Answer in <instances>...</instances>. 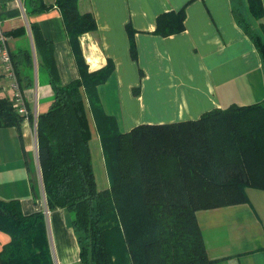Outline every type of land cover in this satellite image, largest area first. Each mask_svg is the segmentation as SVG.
<instances>
[{"label":"trees","instance_id":"1","mask_svg":"<svg viewBox=\"0 0 264 264\" xmlns=\"http://www.w3.org/2000/svg\"><path fill=\"white\" fill-rule=\"evenodd\" d=\"M81 0H56L79 78L64 85L54 43L29 20L31 48L11 52L22 90L35 84L34 69L47 75L53 90L48 111L37 117L38 160L47 207L72 218L82 264H214L197 213L247 203V189L264 191V99L204 113L198 120L140 125L119 130L100 101L99 87L115 71L113 62L90 72L80 38L97 31ZM234 19L257 51L264 70V8L261 0H231ZM29 17L52 6L23 0ZM186 13L157 19L155 34L169 37L185 30ZM260 21L257 29L251 25ZM131 57L138 55L130 25ZM22 28L6 36L26 35ZM137 93V92H136ZM89 111L101 141L109 188L99 190L91 149ZM13 99L0 95V128L21 127ZM21 140L23 141L22 135ZM0 231L11 241L0 252L1 264H53L46 218L24 215L18 201L0 200Z\"/></svg>","mask_w":264,"mask_h":264},{"label":"crops","instance_id":"2","mask_svg":"<svg viewBox=\"0 0 264 264\" xmlns=\"http://www.w3.org/2000/svg\"><path fill=\"white\" fill-rule=\"evenodd\" d=\"M55 1L44 0L52 7L28 18L24 4L22 9L15 0H0V20L5 33L26 28V35L8 37L12 53L30 47L35 54L29 20L37 22L54 43L60 80L66 85L79 78V71ZM79 9L91 12L98 25L97 31L80 38L89 71H100L110 61L115 65L98 91L105 112L117 120L122 133L140 125L198 120L215 109L264 99L261 60L236 23L231 0H81ZM182 9L185 30L157 36L158 17ZM259 22L253 21L252 27L257 29ZM128 25L135 31L137 61L131 57ZM34 79V86L23 90L29 115L21 132L0 128V200L18 201L26 216L45 215L53 264H82L70 214L47 207L35 124L49 110L53 90L37 58ZM13 94L0 65V95L13 99ZM89 119L96 129L90 111ZM246 195L245 204L197 213L214 264H264V191L247 189ZM10 241L0 231V252Z\"/></svg>","mask_w":264,"mask_h":264},{"label":"built area","instance_id":"3","mask_svg":"<svg viewBox=\"0 0 264 264\" xmlns=\"http://www.w3.org/2000/svg\"><path fill=\"white\" fill-rule=\"evenodd\" d=\"M16 3L23 8V0H15ZM0 65L5 77L9 81V89L14 93L13 102L14 107L17 109L19 114L28 116L29 111L26 107V102L23 94V90L20 87L16 69L11 57V52L8 47V37L3 30L2 22L0 20ZM35 129L37 130V122L35 124Z\"/></svg>","mask_w":264,"mask_h":264},{"label":"rangeland","instance_id":"4","mask_svg":"<svg viewBox=\"0 0 264 264\" xmlns=\"http://www.w3.org/2000/svg\"><path fill=\"white\" fill-rule=\"evenodd\" d=\"M92 126V141H91V149L93 155V164L98 184L99 190H105L109 188V178L107 175L106 165H105V157L102 151L101 141L99 135L95 129L94 123L91 120Z\"/></svg>","mask_w":264,"mask_h":264}]
</instances>
